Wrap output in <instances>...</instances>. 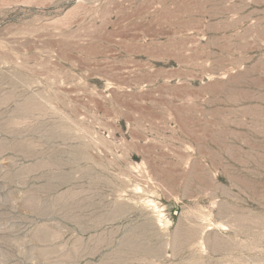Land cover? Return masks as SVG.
<instances>
[{
  "label": "rangeland",
  "instance_id": "374dc122",
  "mask_svg": "<svg viewBox=\"0 0 264 264\" xmlns=\"http://www.w3.org/2000/svg\"><path fill=\"white\" fill-rule=\"evenodd\" d=\"M98 249L264 264V0H0V264Z\"/></svg>",
  "mask_w": 264,
  "mask_h": 264
},
{
  "label": "bare ground",
  "instance_id": "6f19581e",
  "mask_svg": "<svg viewBox=\"0 0 264 264\" xmlns=\"http://www.w3.org/2000/svg\"><path fill=\"white\" fill-rule=\"evenodd\" d=\"M57 176V175H56ZM80 223V222H79ZM78 223V224H79ZM96 224V223H95ZM83 225V224H82ZM88 225V224H87ZM101 225V224H100ZM94 226V225H93ZM98 226V225H97ZM79 227H81V226H79ZM96 227V226H95ZM91 227L90 226H88V227H85V225H84V227H82V229L84 230V231H88L89 229H90ZM94 228V227H93ZM97 228H99V227H97ZM91 230H95V228L94 229H90L89 231H91ZM88 231V232H89ZM96 231V230H95ZM83 232V231H82ZM77 233V232H76ZM56 239V238H55ZM58 239V238H57ZM90 239V238H89ZM94 239V238H93ZM103 248V247H102ZM96 249V248H95ZM100 250L101 249H98V250H96V251H93V252H91V253H87V254H85V253H82V254H77V255H75L74 256V259L73 258H71L70 259V261L73 263V264H76V263H79L80 261H82L83 259H85V258H95L96 256H98L99 254H100ZM69 261V260H68ZM70 262V263H71ZM71 263V264H72ZM82 264V263H81Z\"/></svg>",
  "mask_w": 264,
  "mask_h": 264
}]
</instances>
